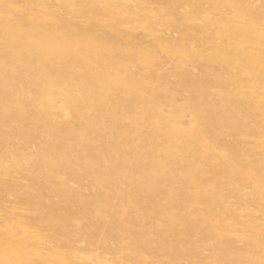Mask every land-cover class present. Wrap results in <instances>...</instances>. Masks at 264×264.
Returning a JSON list of instances; mask_svg holds the SVG:
<instances>
[{
  "label": "rangeland",
  "instance_id": "obj_1",
  "mask_svg": "<svg viewBox=\"0 0 264 264\" xmlns=\"http://www.w3.org/2000/svg\"><path fill=\"white\" fill-rule=\"evenodd\" d=\"M0 264H264V0H0Z\"/></svg>",
  "mask_w": 264,
  "mask_h": 264
}]
</instances>
